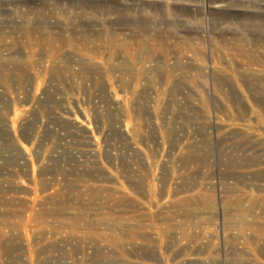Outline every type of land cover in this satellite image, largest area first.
Returning <instances> with one entry per match:
<instances>
[{
	"label": "rangeland",
	"instance_id": "1",
	"mask_svg": "<svg viewBox=\"0 0 264 264\" xmlns=\"http://www.w3.org/2000/svg\"><path fill=\"white\" fill-rule=\"evenodd\" d=\"M0 264H264V0H0Z\"/></svg>",
	"mask_w": 264,
	"mask_h": 264
},
{
	"label": "bare ground",
	"instance_id": "2",
	"mask_svg": "<svg viewBox=\"0 0 264 264\" xmlns=\"http://www.w3.org/2000/svg\"><path fill=\"white\" fill-rule=\"evenodd\" d=\"M251 25V24H250ZM245 27H248V25L247 26H245Z\"/></svg>",
	"mask_w": 264,
	"mask_h": 264
}]
</instances>
